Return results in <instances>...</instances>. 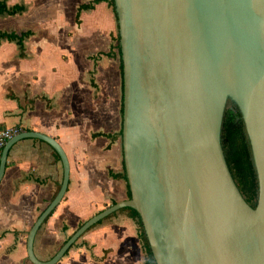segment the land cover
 I'll list each match as a JSON object with an SVG mask.
<instances>
[{
    "label": "water",
    "instance_id": "obj_1",
    "mask_svg": "<svg viewBox=\"0 0 264 264\" xmlns=\"http://www.w3.org/2000/svg\"><path fill=\"white\" fill-rule=\"evenodd\" d=\"M122 63V155L130 199L86 221L48 261L34 253L44 222L62 202L63 180L26 237L30 264H58L92 227L123 209L141 221L155 264H264V0H113ZM241 115L258 182L251 208L225 162L227 104Z\"/></svg>",
    "mask_w": 264,
    "mask_h": 264
},
{
    "label": "crops",
    "instance_id": "obj_2",
    "mask_svg": "<svg viewBox=\"0 0 264 264\" xmlns=\"http://www.w3.org/2000/svg\"><path fill=\"white\" fill-rule=\"evenodd\" d=\"M0 1L26 10L0 16V33H31L23 42L24 58L16 42H0V131L49 137L69 165L67 192L35 238L34 253L42 261L41 248L58 247L67 227L125 201L126 184L115 178L123 174L121 74L113 49L118 26L106 1ZM56 155L38 139L10 149L0 182V264H30L24 233L61 187L63 166ZM111 250L94 249L93 257L85 249L70 250L58 264H128Z\"/></svg>",
    "mask_w": 264,
    "mask_h": 264
},
{
    "label": "trees",
    "instance_id": "obj_3",
    "mask_svg": "<svg viewBox=\"0 0 264 264\" xmlns=\"http://www.w3.org/2000/svg\"><path fill=\"white\" fill-rule=\"evenodd\" d=\"M100 1H106L108 3V5L110 6V8L112 9L114 13V18L117 23L113 0H95L94 2L99 3ZM90 8L91 7H86V9H90ZM25 11L26 10L24 6H14V7L9 8L6 6V3L4 1H0V16H9V17L20 16L24 14ZM29 36H31L30 32L22 33L20 35L0 33V42L2 40H7L9 42H16L20 50L19 57L24 58L25 55H24L23 42ZM113 49L115 50L116 57H118V60H119V69H120V74H121V92L123 93L122 63H121V53H120V46H119V37L115 39ZM122 103H123V94L121 96V120H122V114H123ZM120 136L122 137V124H121ZM220 138H221V146L223 150V155H224L228 170L239 192L241 193L242 197L245 199V201L251 208H255L257 197H258L257 176H256L255 167L252 161L250 145H249L246 133H245L244 124L241 119V115L238 112V109L236 107L225 109L223 118H222ZM57 158L59 159L58 156ZM115 178L123 180L125 182L126 200H129L130 192H129L128 185H127L124 165H123V174ZM118 214L126 216L137 227L138 239H139L141 248L143 250V253L145 255V264H155L150 248H149V245H148V242H147V239H146V236L144 234L143 227L139 219V216L132 209L127 208V209L120 210L119 212L109 216L105 220L101 221L100 223L92 227L89 231H91L98 225L102 224L104 221L115 217ZM49 218L44 222L43 225L47 223ZM2 236H0V238ZM68 253L65 255V257L68 255Z\"/></svg>",
    "mask_w": 264,
    "mask_h": 264
},
{
    "label": "rangeland",
    "instance_id": "obj_4",
    "mask_svg": "<svg viewBox=\"0 0 264 264\" xmlns=\"http://www.w3.org/2000/svg\"><path fill=\"white\" fill-rule=\"evenodd\" d=\"M116 58V63H119L118 57ZM226 108L230 109L231 104L228 103ZM124 196V200H126V194ZM109 207H111V204H107L105 207L101 208L98 213ZM116 217L104 221L102 224L86 233L76 242L71 251L85 249L88 250V252H90L89 255L93 257L92 250L98 249L104 251L105 249L109 250L111 248L113 249L111 250L113 253L126 256L128 264H145V255L138 239L137 227L132 221H118ZM84 223L85 221L80 222L78 225H74L73 227H67V231L62 232L63 238L59 240L58 247ZM30 228L31 227H28L27 229L29 230ZM28 230L24 233L25 238L28 234ZM103 240H105L108 244H104L102 242ZM58 247L51 249V247L44 246L41 248L42 252H39L38 254L40 258H42V261L46 262L50 260L56 254L57 250H59ZM106 253H104V258L107 256Z\"/></svg>",
    "mask_w": 264,
    "mask_h": 264
},
{
    "label": "built area",
    "instance_id": "obj_5",
    "mask_svg": "<svg viewBox=\"0 0 264 264\" xmlns=\"http://www.w3.org/2000/svg\"><path fill=\"white\" fill-rule=\"evenodd\" d=\"M20 131L16 129H5L0 131V153L3 150L4 146L8 141H10L13 137L18 136Z\"/></svg>",
    "mask_w": 264,
    "mask_h": 264
},
{
    "label": "flooded vegetation",
    "instance_id": "obj_6",
    "mask_svg": "<svg viewBox=\"0 0 264 264\" xmlns=\"http://www.w3.org/2000/svg\"><path fill=\"white\" fill-rule=\"evenodd\" d=\"M233 108V107H232Z\"/></svg>",
    "mask_w": 264,
    "mask_h": 264
}]
</instances>
